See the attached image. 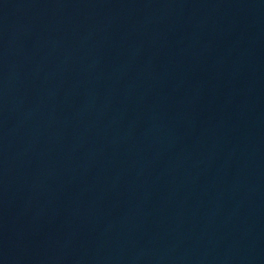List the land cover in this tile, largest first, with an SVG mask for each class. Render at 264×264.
<instances>
[{
  "label": "water",
  "instance_id": "95a60500",
  "mask_svg": "<svg viewBox=\"0 0 264 264\" xmlns=\"http://www.w3.org/2000/svg\"><path fill=\"white\" fill-rule=\"evenodd\" d=\"M0 264H264V0H0Z\"/></svg>",
  "mask_w": 264,
  "mask_h": 264
}]
</instances>
